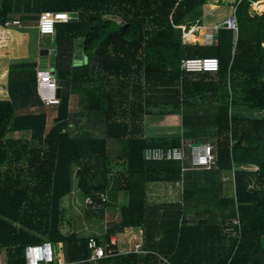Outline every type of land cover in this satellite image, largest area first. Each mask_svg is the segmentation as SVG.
Returning a JSON list of instances; mask_svg holds the SVG:
<instances>
[{
    "label": "trees",
    "instance_id": "1",
    "mask_svg": "<svg viewBox=\"0 0 264 264\" xmlns=\"http://www.w3.org/2000/svg\"><path fill=\"white\" fill-rule=\"evenodd\" d=\"M208 1L0 0V57L8 59L0 97L4 264H24V247L44 241L61 245L66 264H159L162 258L168 264H264V11L250 12L252 3L264 1L216 0L234 7L237 32L217 28L216 44H183L179 26L195 22ZM44 12L71 18L49 39V65L62 90L49 128L45 113L27 112L43 107L36 92L39 60L28 58L22 28L5 25L16 16L37 23ZM208 57L217 60L216 73L179 70L182 59ZM72 95L79 107L73 115ZM172 114L179 116L182 136L148 141L145 118ZM15 133L24 137L8 136ZM193 141L213 143L216 166L201 170L208 173L188 170L191 187L162 219L159 207L147 206L145 186L181 182V165L146 162L143 150ZM221 174L233 176L227 197L213 190ZM72 181L100 216L105 196L116 204L121 195L126 202L115 221L94 238L116 250L111 236L142 229L141 252L87 261V237L62 227L60 203ZM236 216L240 233L229 237Z\"/></svg>",
    "mask_w": 264,
    "mask_h": 264
},
{
    "label": "built area",
    "instance_id": "2",
    "mask_svg": "<svg viewBox=\"0 0 264 264\" xmlns=\"http://www.w3.org/2000/svg\"><path fill=\"white\" fill-rule=\"evenodd\" d=\"M233 13L222 23L226 25V29L237 32V26ZM71 21L67 14L44 12L39 16L36 23V31L40 38L52 39L55 33V26L58 24H66ZM7 27L22 28L23 23L18 18H13L6 22ZM181 30V41L183 44L186 38L185 27L179 26ZM217 26L214 27V31ZM184 40V41H183ZM214 44L216 41L210 38ZM218 69L217 60L214 58H194L182 59L179 62V70L184 74H200V73H216ZM59 85L55 78L54 71L49 65L45 69H37L36 71V92L43 106L59 105L60 98H57L56 91ZM143 159L146 162H175L181 165L182 174L188 170H211L216 166V159L213 152V146L209 143L188 142L184 147H146L143 150ZM233 183V176H231ZM103 201V200H102ZM89 205V201H87ZM232 228L228 230L229 237H236L240 233V222L238 216L231 221ZM58 245V244H57ZM110 245L115 246V242L110 240ZM85 247L90 252L88 262H96L98 260L124 255L131 252H141L139 248L135 250L111 249L109 244L100 243L94 237H87ZM61 249V245L59 244ZM24 264H66L62 257L58 259L54 247L44 241L36 244H29L23 249ZM1 264V263H0Z\"/></svg>",
    "mask_w": 264,
    "mask_h": 264
},
{
    "label": "rangeland",
    "instance_id": "3",
    "mask_svg": "<svg viewBox=\"0 0 264 264\" xmlns=\"http://www.w3.org/2000/svg\"><path fill=\"white\" fill-rule=\"evenodd\" d=\"M254 5V3L251 4V13L261 14L264 11V3L260 6ZM211 8L212 10H210L206 4L203 5L201 8L200 17L197 18V20L193 23L188 22L189 25L188 28H186L185 33L187 34L191 32L194 40L189 41L187 37L183 38L185 40V43H213L212 40L209 39H213L212 32L214 31V27L218 24H221L224 20L231 16L234 9L233 6L227 5L226 2H221L218 4L215 3L213 6H211ZM14 18H18V16ZM35 28L36 23H23L22 30H20L25 33L26 37H28L23 44L24 46H27L28 58L31 59L33 58V56H37L39 60V58L44 55V50L49 51L50 58V56H52L50 51L52 50L53 44L49 42V38H40L37 35ZM8 30L19 31L16 27H10L8 28ZM78 48L80 47L78 46ZM45 64L49 66L48 60L45 62ZM55 111L56 108L53 106H49L43 111V113H45L48 118V128L52 124V116L55 115ZM248 114L249 113H245L244 115ZM251 116L256 118L262 117L261 114H251ZM145 132L148 141L156 138H162L164 141L168 142L171 138H180L182 136V133H184V130L181 127L179 116L176 114H172L167 116H150L145 118ZM8 136L15 138L22 136L24 137V135L20 134H11ZM200 143H203V141H200ZM208 143L213 145L211 141H208ZM187 173H189V171H186L185 175H187ZM74 185L75 183L72 181L70 194L62 199L60 203L62 208L63 229L66 231L74 232L76 235L81 237H86L89 234L100 235V238L104 237V234L102 233L103 231H105L104 221L106 220V218L103 219V217L101 216H103V213L105 211L107 212L108 210L110 211L111 209L115 208L114 200L109 195L105 196L107 208L103 210V213L100 216L96 213L91 212V210L88 208L87 200H85L77 193ZM160 186L171 185L160 184ZM124 202L126 201H124V199L122 198V201L119 202V204H123ZM118 246H123L120 241L118 243ZM55 252L58 255V259H61L62 250L59 248V244L57 245ZM0 258L4 259V255L2 252L0 253Z\"/></svg>",
    "mask_w": 264,
    "mask_h": 264
},
{
    "label": "crops",
    "instance_id": "4",
    "mask_svg": "<svg viewBox=\"0 0 264 264\" xmlns=\"http://www.w3.org/2000/svg\"><path fill=\"white\" fill-rule=\"evenodd\" d=\"M215 3H217L216 0H209L206 5L208 6V8L210 10H212L211 6H213ZM19 29V28H18ZM187 35H190V41L194 40V37L191 35L190 33H187L185 35V37ZM76 54H78V57L76 58V63L77 64H81L85 62V57H82L83 54L81 52V50L78 48L76 51ZM35 59H38L37 56H33ZM50 63L49 60V54H48V64ZM40 63L38 64L39 67ZM8 66V59L5 57H0V97L2 99H4L5 93H4V74L5 71L7 69ZM37 67V69H38ZM3 77V78H2ZM49 107V106H47ZM46 106H43L42 108H31L29 109L27 112H33V113H39V112H43L46 108ZM69 111L70 113L76 114L79 112V107H78V97L77 96H71L70 100H69ZM26 111H19V113H24ZM56 117V111H55V115L52 116V119H54ZM46 120L48 121V118L46 116ZM24 135V133H15L14 135ZM145 138H146V132H145ZM193 173H197V174H201V173H208V171H199V170H192ZM190 173V171H189ZM189 173L186 174L183 173V178L182 181L176 184H167V185H171V186H160V184H147L145 186V192H146V202H147V206L149 208H160L159 213H160V218L165 219L167 217V213L176 211L179 208V205L181 203V196L183 193L184 188L186 187H191V184H189V182H187L188 177H189ZM219 178V183H217ZM211 183H200L197 184L199 187H207L209 186ZM232 189H233V183L231 180H229V175L227 176L226 174H221V175H216L214 177V182H213V190H218V192L220 193V195L222 196H229L232 193ZM118 199L117 202L115 204V208L111 209L110 211L108 210L107 212L105 211L103 213V219L106 218V220L104 221L105 223V227L104 230L106 228V225H109L110 223L115 221L116 218V213L118 211V208L120 206H122L123 204H119V202L122 201V197L120 194L117 195ZM105 232L103 231L102 234H104ZM101 237L100 235H94V234H89L86 237ZM111 241L115 242V246L117 247V249H121V250H135L136 248H139L140 250L142 249V242H143V231L142 229H127L122 231L121 233L115 235V236H111L110 237ZM119 241L121 242V244L123 246H118ZM0 263L4 264V259L0 258ZM159 264H168L167 261L162 258V262Z\"/></svg>",
    "mask_w": 264,
    "mask_h": 264
},
{
    "label": "water",
    "instance_id": "5",
    "mask_svg": "<svg viewBox=\"0 0 264 264\" xmlns=\"http://www.w3.org/2000/svg\"><path fill=\"white\" fill-rule=\"evenodd\" d=\"M217 28H223V29H225L226 28V25L224 23H221V24H218L217 25ZM43 54L44 55L39 58L40 65H39L38 69H40V67H41V69H45V67H47V65L45 64V62L48 60L49 51L48 50H44L43 51ZM57 84H58V81H57ZM61 91H62L61 90V87H58L57 88V91H56L57 98H60L61 97ZM193 142H197V141H193Z\"/></svg>",
    "mask_w": 264,
    "mask_h": 264
},
{
    "label": "bare ground",
    "instance_id": "6",
    "mask_svg": "<svg viewBox=\"0 0 264 264\" xmlns=\"http://www.w3.org/2000/svg\"><path fill=\"white\" fill-rule=\"evenodd\" d=\"M186 37H187V39L190 41L191 36H190V35H187ZM187 42H188V41H187Z\"/></svg>",
    "mask_w": 264,
    "mask_h": 264
}]
</instances>
